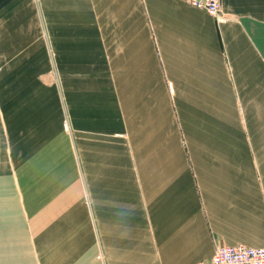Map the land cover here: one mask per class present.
Masks as SVG:
<instances>
[{
  "label": "crops",
  "instance_id": "0c3cea01",
  "mask_svg": "<svg viewBox=\"0 0 264 264\" xmlns=\"http://www.w3.org/2000/svg\"><path fill=\"white\" fill-rule=\"evenodd\" d=\"M0 0V264H195L264 245V0Z\"/></svg>",
  "mask_w": 264,
  "mask_h": 264
},
{
  "label": "built area",
  "instance_id": "2783aa9c",
  "mask_svg": "<svg viewBox=\"0 0 264 264\" xmlns=\"http://www.w3.org/2000/svg\"><path fill=\"white\" fill-rule=\"evenodd\" d=\"M188 4L204 11L217 23L224 22L226 17L221 12L220 0H187ZM195 264H264V245L251 248L244 245L216 247L207 262Z\"/></svg>",
  "mask_w": 264,
  "mask_h": 264
}]
</instances>
